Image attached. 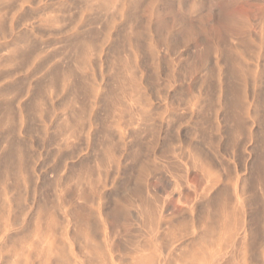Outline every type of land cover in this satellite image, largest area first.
Listing matches in <instances>:
<instances>
[{
	"label": "rangeland",
	"instance_id": "374dc122",
	"mask_svg": "<svg viewBox=\"0 0 264 264\" xmlns=\"http://www.w3.org/2000/svg\"><path fill=\"white\" fill-rule=\"evenodd\" d=\"M140 1L0 0V264H181L215 190L264 264V0Z\"/></svg>",
	"mask_w": 264,
	"mask_h": 264
},
{
	"label": "bare ground",
	"instance_id": "6f19581e",
	"mask_svg": "<svg viewBox=\"0 0 264 264\" xmlns=\"http://www.w3.org/2000/svg\"><path fill=\"white\" fill-rule=\"evenodd\" d=\"M104 1V0H103ZM145 0H143V1H140V3H142V2H144ZM148 1V0H147ZM151 1V0H150ZM159 1H161V0H159ZM204 2L205 1H207L208 2V0H203ZM211 1V0H210ZM106 2V1H105ZM137 2H138V0H137ZM137 2H135V3H137ZM149 2V1H148ZM198 2V1H197ZM197 2H196V4H197ZM104 3V2H103ZM144 3H146V1L144 2ZM139 4V3H138ZM138 4H136V6L138 5ZM204 4V3H203ZM206 4V3H205ZM104 5V4H103ZM105 5H106V3H105ZM126 5V4H125ZM133 5V3L130 5V6H132ZM149 5V4H148ZM154 5V4H153ZM198 5H199V3H198ZM207 5V4H206ZM108 6V5H107ZM109 6H111L110 4H109ZM134 6V5H133ZM201 6V5H200ZM151 7V6H150ZM198 7V6H197ZM117 8V7H116ZM133 7H131L130 9L131 10H134V8L132 9ZM135 8H137V7H135ZM152 8V7H151ZM118 10H120V8L118 9ZM128 10V9H127ZM151 10V9H150ZM127 12V11H126ZM155 12V11H154ZM127 14V13H126ZM129 14V13H128ZM124 15V14H123ZM201 26V25H200ZM203 26V25H202ZM201 26V28H203ZM202 31V30H201ZM203 31H204V29H203ZM198 33H200V32H198ZM197 33V34H198ZM201 34V33H200ZM204 34V33H203ZM202 36V35H201ZM205 38V37H204ZM201 39V38H200ZM203 40V39H202ZM199 42H201V40L199 41ZM246 42V41H245ZM245 42L243 43V45L245 44ZM86 43V42H85ZM84 43V44H85ZM205 43V42H204ZM209 43V42H208ZM240 43H242V42H240ZM199 44H201V43H199ZM89 45V44H88ZM202 45V44H201ZM205 44H203V46H204ZM263 45V44H262ZM85 46V45H84ZM94 46V45H93ZM92 46V47H93ZM240 46V45H239ZM82 47H83V45H82ZM91 47V46H90ZM89 47V48H90ZM92 47H91V49H92ZM201 47V46H200ZM208 47H209V45H208ZM217 47V46H216ZM84 48V47H83ZM85 48H86V46H85ZM88 48V49H89ZM87 49V48H86ZM207 49V48H206ZM84 50V49H83ZM218 50V49H217ZM80 51H82L81 49H80ZM83 52V51H82ZM206 52H208L209 54H211L210 53V51H206ZM85 54H87L86 52H85ZM204 54V53H203ZM84 55V54H83ZM205 55V54H204ZM209 56V55H208ZM203 58H204V56H203ZM205 59V58H204ZM206 60V59H205ZM83 64V63H82ZM66 79V78H65ZM236 93H237V91H236ZM243 94V93H242ZM256 94V93H255ZM250 95V94H249ZM239 96V95H238ZM242 97V96H241ZM234 98V97H233ZM257 98H260L259 96L257 97ZM236 100V99H235ZM264 101V100H263ZM234 102H236V101H234ZM240 102V101H239ZM232 103V102H231ZM256 103V102H255ZM258 103V102H257ZM260 103H264V102H260ZM259 103V104H260ZM234 104V103H233ZM238 103H236V105H237ZM243 104V103H242ZM233 106V105H232ZM234 107V106H233ZM233 107H232V109H233ZM238 107H240V106H238ZM237 108V107H236ZM236 108H234V109H236ZM233 109V110H234ZM237 109H239V108H237ZM241 110V109H240ZM239 110V111H240ZM239 111H237L236 110V112H239ZM242 111V110H241ZM246 111V110H245ZM235 112V113H236ZM243 112H244V110H243ZM240 113H242V112H240ZM245 114V113H244ZM252 114V113H251ZM242 115V114H241ZM198 153H200L201 154V152L199 151ZM18 154H20V153H18ZM195 154V153H194ZM17 156H19V155H17ZM194 156V155H193ZM202 156V155H201ZM195 157H196V155H195ZM194 157V158H195ZM198 157H199V155H198ZM203 157L204 156H202L201 157V159H203ZM193 158V157H192ZM206 158V157H205ZM20 159V158H19ZM204 160V159H203ZM208 161V160H207ZM206 161V162H207ZM211 162V161H210ZM18 163V162H17ZM22 163V162H21ZM207 164L209 165V163L207 162ZM210 164H212V163H210ZM18 165V164H17ZM16 165V166H17ZM197 165H199L198 164V162H197ZM201 166V165H200ZM211 168V167H210ZM6 169V168H5ZM15 169H17V168H15ZM213 169V168H212ZM202 170V169H201ZM6 171V170H5ZM7 172H8V170H7ZM205 172H206V170H205ZM262 178H264V177H262ZM261 180V179H260ZM260 180H259V184H260ZM258 184V185H259ZM262 185V184H261ZM260 186V185H259ZM245 187H246V185H245ZM242 188H243V186H242ZM241 188V189H242ZM222 189V188H221ZM206 190H208V189H206ZM224 190V189H223ZM226 190V189H225ZM243 190V189H242ZM241 190V191H242ZM262 190H264V189H262ZM221 192L222 191H219V192H216V190H215V194H212L213 196H212V198H214V199H212L211 201H206L205 203H204V209H203V207H202V209H203V212H208L209 210H211V207H212V205H211V202L213 201V200H215L216 201V203H214V206L216 207V208H214L215 210H212V211H209V214H207V216H206V218H205V220L207 221V223L209 222V227H208V229H207V226L205 227L206 228V230H205V228H204V230H202L201 231V229L199 228V225H201V224H199L198 226H197V228H199L200 230L199 231H201L202 233L201 234H199V236L197 237V236H195V237H197L193 242H190V245L188 246V249L186 250V251H184L183 253H182V256H181V253H179L180 254V261H182V263L181 264H231V260L229 259V253H228V248L234 243V241H235V239L237 238V239H240V240H237L240 244L239 245H241V248L240 249H242V255H245V253H246V251H248V250H252L251 248H252V246H253V240L256 238L254 235H256V234H253L252 233V231H254V230H251L250 229V227H249V223L247 224V219L245 218V216H243V218H242V220H240L236 215H238L237 213H235V214H230L229 212L228 213H225L223 210H224V206L222 207L221 206V201L219 200V198H220V195H221ZM226 192V191H225ZM4 194V193H3ZM222 194H224L225 195V193H222ZM226 194H228V193H226ZM244 194V193H243ZM226 196V195H225ZM239 196V195H238ZM244 196V195H243ZM205 197V196H204ZM242 197V196H241ZM264 197V196H263ZM209 198V197H208ZM205 199H207V197L205 198ZM210 199V198H209ZM236 199V198H235ZM201 200V199H200ZM230 200V199H229ZM201 201H203V200H201ZM224 201V200H223ZM264 201V200H263ZM121 202V201H120ZM204 202V201H203ZM249 202V201H248ZM119 205V204H118ZM223 205V204H222ZM236 205H238V204H236ZM246 205V204H245ZM219 207V208H218ZM236 207V206H235ZM117 207H115V209H116ZM223 208V209H222ZM40 210L41 209H43L42 207L41 208H39ZM39 209H37L38 211H39ZM201 209V208H200ZM218 209V210H217ZM226 209V208H225ZM229 209V208H228ZM204 210H206V211H204ZM237 210V209H236ZM236 210H235V212H236ZM239 210V209H238ZM241 210V209H240ZM43 211V210H42ZM44 211H45V209H44ZM112 211V210H111ZM121 211H123V210H121ZM41 212V211H40ZM39 212V213H40ZM113 212H114V210H113ZM117 212V211H116ZM124 212H125V210H124ZM202 212V211H201ZM211 212V213H210ZM231 212V211H230ZM238 212V211H237ZM242 212V211H241ZM38 213V212H37ZM42 213V212H41ZM72 213H74V212H72ZM71 213V214H72ZM122 213V212H121ZM126 213V212H125ZM124 213V214H125ZM233 213V212H232ZM245 213H247L246 211H245ZM44 214V213H43ZM106 214V213H105ZM116 214H118V213H116ZM115 214V215H116ZM123 214V215H124ZM240 214V213H239ZM251 214V213H250ZM49 215V214H48ZM75 215V214H74ZM73 215V216H74ZM205 215H206V213H205ZM204 215V216H205ZM246 215V214H245ZM6 216V215H5ZM38 216V215H37ZM47 216V215H46ZM46 216H44V218L46 217ZM67 216H68V213H67ZM79 216V215H78ZM119 216H120V214H119ZM118 216V217H119ZM122 216V215H121ZM120 216V217H121ZM126 216V215H125ZM201 216V215H200ZM202 216H203V214H202ZM48 217V216H47ZM82 217V216H81ZM117 217V216H116ZM122 217H124V216H122ZM122 217H121V219H122ZM240 217V216H239ZM67 218V217H66ZM77 218V217H76ZM195 218V217H194ZM202 218V217H201ZM200 218V219H201ZM234 218V219H233ZM240 220L241 222L240 223H238V222H235L234 220ZM41 219H43L42 217H41ZM48 219V218H47ZM73 219H75V218H73ZM72 219V220H73ZM82 219H84V217L82 218ZM82 219H81V221H82ZM108 219V218H107ZM110 219V218H109ZM115 219V218H114ZM113 219V220H114ZM121 219H118V220H121ZM126 219V218H125ZM124 219V220H125ZM191 219V218H190ZM12 219L10 218V221H11ZM50 220H52V219H50ZM72 220H69V221H72ZM177 217H176V222H177ZM186 220H188V219H186ZM194 220V219H193ZM202 220H203V218H202ZM53 221V220H52ZM55 221V220H54ZM77 221V220H76ZM75 220H74V222H76ZM81 221H78V222H81ZM117 220H115V222H116ZM179 221V220H178ZM195 221H197V218L195 219ZM194 221V222H195ZM77 222V223H78ZM124 221H122V223H123ZM168 222H171V219H170V221H168ZM167 222V223H168ZM188 222V221H187ZM256 221H254V223H255ZM12 223H13V221H12ZM37 223V222H36ZM51 223H53V222H51ZM120 223V222H119ZM180 223H182V222H180ZM196 223V222H195ZM198 223V222H197ZM203 223V222H202ZM253 223V222H252ZM7 224V223H6ZM54 224V223H53ZM52 224V225H53ZM67 224V223H66ZM69 224V223H68ZM79 224H81V223H79ZM78 224V225H79ZM88 224V223H87ZM169 224V223H168ZM173 224V223H172ZM171 224V225H172ZM178 224V223H177ZM177 224H175V225H177ZM182 224H185V223H182ZM191 224V223H190ZM82 225V224H81ZM85 225V224H84ZM170 225V224H169ZM174 225V224H173ZM174 225V226H175ZM179 225V224H178ZM177 225V226H178ZM203 225V224H202ZM48 226V225H47ZM56 226V225H55ZM55 226H52L53 227V231H54V227ZM114 226H116V225H114ZM185 226H186V224H185ZM188 226V225H187ZM251 226H253V224H251ZM9 227V226H8ZM43 227V226H42ZM51 227V228H52ZM71 227V226H70ZM81 227V226H80ZM86 227H88V226H86ZM180 228H182L181 226H179ZM183 227H184V225H183ZM201 227V226H200ZM50 228V227H49ZM56 228V227H55ZM89 228V227H88ZM178 229V231H175V229H174V231L175 232H179V234H180V231H181V229ZM188 228V227H187ZM193 228V227H192ZM71 229V228H70ZM74 229H76L75 227H74ZM114 229H115V227H114ZM114 229H112V230H114ZM177 229V228H176ZM255 229V228H254ZM257 229H258V227H257ZM257 229H255L256 230V232H257ZM43 230V229H42ZM42 230H41V232H42ZM82 230V229H81ZM84 230H86V229H84ZM83 230V231H84ZM88 231H89V229H87ZM180 230V231H179ZM259 230V229H258ZM44 231V230H43ZM71 231V230H70ZM74 231V230H73ZM77 231V230H76ZM83 231H81V232H83ZM91 231V230H90ZM260 231V230H259ZM258 231V232H259ZM55 232V231H54ZM113 232H115V231H113ZM112 231H111V233H110V235L111 234H114ZM190 232H191V230H190ZM39 233H40V231H39ZM42 233H44V232H42ZM41 233V234H42ZM79 233V232H78ZM255 233V232H254ZM80 234V233H79ZM85 234V233H84ZM177 234V233H176ZM181 234H182V232H181ZM197 234V235H198ZM39 235V234H38ZM43 235V234H42ZM73 235V234H72ZM109 235V236H110ZM171 235H172V231H171ZM178 235V234H177ZM46 236V235H45ZM71 236V235H70ZM92 236V235H91ZM109 236H108V238H109ZM258 236H260V235H258ZM14 237H17V236H14ZM19 237V236H18ZM40 237V236H39ZM55 237V236H54ZM72 238H73V236H71ZM169 237H171V236H169ZM261 237V236H260ZM259 237V238H260ZM20 238H21V236H20ZM42 238V237H41ZM46 238V237H45ZM72 238H71V240H72ZM74 238H76L75 237V235H74ZM73 238V239H74ZM86 238V237H85ZM110 238H111V236H110ZM174 238V237H173ZM179 238V237H178ZM25 239V238H24ZM63 239V238H62ZM70 239V238H69ZM77 239V238H76ZM82 239V238H81ZM89 239V238H88ZM92 239H94L93 237H92ZM106 239V238H105ZM175 239V238H174ZM10 240H11V238H10ZM109 240H111V239H109ZM131 240V239H130ZM167 240H169V239H167ZM176 240H178V239H176ZM208 240V241H207ZM8 241V240H7ZM12 241V240H11ZM42 241V240H41ZM58 241V240H57ZM56 241V242H57ZM79 241V240H78ZM88 241V240H87ZM86 241V243L89 245V243L90 242H87ZM90 241V240H89ZM6 242V241H5ZM68 242V241H67ZM73 242V241H72ZM93 242H95V240L93 241ZM128 243H129V241H127ZM138 242V241H137ZM136 242V243H137ZM158 242V241H157ZM168 242V241H167ZM263 242V241H262ZM261 242V243H262ZM127 243V244H128ZM169 243H170V241H169ZM169 243H167V244H169ZM260 243V244H261ZM13 244H15V242L13 243ZM26 244V243H25ZM48 244V243H47ZM91 244V243H90ZM133 244H135L134 242H133ZM149 244V243H148ZM158 244V243H157ZM164 244H166V242L164 243ZM19 246H20V248L22 249V245H24V244H18ZM17 245V246H18ZM35 245H39V246H42V244L40 245L39 244V242H38V244L36 243ZM63 245V244H62ZM94 245H96V244H94ZM3 246H5V244L3 245ZM3 246H0V252H2L1 250H2V248H3ZM10 246V245H9ZM12 246V245H11ZM17 246L16 247H14V249H16L17 248ZM45 246H47V245H45ZM60 246H61V244H60ZM63 246H65V245H63ZM74 246V245H73ZM90 246V245H89ZM110 246V245H109ZM145 246H146V244H145ZM148 246V245H147ZM169 247H170V245H168ZM184 246V245H183ZM42 247H44V246H42ZM58 247V246H57ZM56 246H55V248H57ZM134 247H135V245L133 246V249H134ZM151 246H149V248H150ZM159 247H160V245H159ZM161 247H162V245H161ZM165 247H167L166 245H165ZM168 247V248H169ZM237 247V246H236ZM257 247V246H256ZM256 247H254V248H256ZM260 247V246H259ZM6 248V247H5ZM8 248V247H7ZM55 248H53L52 246H47V248H45L44 250H39V253H38V255H42V256H40L41 257V259L37 262L38 264H51V261H52V263L53 264H66V255H68L67 253H66V255H65V253H63L64 252V250L65 249H63V247H61L62 248V251H61V253H59L60 252V247L57 249V250H59V252L55 249ZM71 248V247H70ZM86 248H87V245H86ZM101 248V247H100ZM107 248H108V246H107ZM111 248H112V246H111ZM129 248V247H128ZM127 248V249H128ZM142 248L144 249L145 247H144V244L142 245ZM153 248V247H152ZM162 248H164V247H162ZM178 248V247H177ZM187 248V247H186ZM185 248V249H186ZM234 248V247H233ZM263 248H264V246H263ZM20 249V250H21ZM25 249H27V248H25ZM42 249V248H41ZM88 249V248H87ZM96 249V248H95ZM142 249V250H143ZM179 249V248H178ZM184 249V250H185ZM236 249H238V248H236ZM236 249H235V251H236ZM258 249V248H257ZM3 250H4V248H3ZM23 250H24V247H23ZM29 250V249H28ZM112 250V249H111ZM126 250V249H125ZM153 250H154V248H153ZM163 250H166L165 248L163 249ZM182 250V249H181ZM264 250V249H263ZM22 251V250H21ZM91 252H92V247H91V250H90ZM93 251H95L94 249H93ZM127 251V250H126ZM162 251V250H161ZM175 251V250H174ZM234 251V252H235ZM257 251V250H256ZM10 252H12V251H10ZM32 252V251H31ZM38 252V251H37ZM113 252V251H112ZM145 252V251H144ZM163 252V251H162ZM165 252V251H164ZM17 253H18V248H17ZM19 253H21V252H19ZM25 253V252H24ZM35 254V252H32V254ZM131 253V252H130ZM137 253V252H136ZM171 253V252H170ZM175 253V252H174ZM248 253H249V251H248ZM254 253V251L252 252V254ZM89 254H92V253H90L89 252ZM143 254V253H142ZM239 254H240V252H239ZM251 254V255H252ZM255 254V253H254ZM10 255H12V254H9V260L11 259L10 258ZM24 255V254H23ZM36 255V254H35ZM104 255V254H103ZM110 255V254H109ZM171 255H174V254H171ZM171 255H170V257H171ZM178 255V253L176 254V256ZM12 256H15V254L14 255H12ZM11 256V257H12ZM18 256H19V254H18ZM18 256H17V258H18ZM33 256V255H32ZM95 256V255H94ZM144 256V255H143ZM147 256V255H146ZM232 256V255H231ZM240 256V255H239ZM8 257V256H7ZM16 257V256H15ZM14 257V258H15ZM20 257V256H19ZM34 257V256H33ZM96 257H97V255H96ZM153 257V256H152ZM179 257V256H178ZM234 257H235V255H234ZM92 258V257H91ZM104 258H105V256H104ZM135 258V259H134ZM246 258V257H245ZM3 259V258H2ZM32 259V258H31ZM71 259V258H70ZM96 258H94V260H95ZM114 259V258H113ZM130 259V258H129ZM132 259H134L133 261L134 262H132ZM132 259H130L131 260V264L133 263V264H146V263H148L147 262V260L150 262V263H153V264H156L157 262H156V260L155 259H152V258H149L148 257V259H147V257L146 258H136V257H133ZM143 259L146 261H143ZM147 259V260H146ZM175 259V258H174ZM8 260V261H9ZM19 260V259H18ZM68 260H69V258H68ZM91 260V259H90ZM89 260V261H90ZM97 260V259H96ZM171 259L169 258V260L168 261H170ZM242 260V259H241ZM249 260V259H248ZM5 261V260H4ZM14 261H15V259H14ZM85 261V260H84ZM84 261H83V264H84ZM87 261V260H86ZM93 261V260H92ZM98 261V260H97ZM116 262H117V260H115ZM127 261H129V260H127ZM167 261V260H166ZM172 261V260H171ZM10 262H11V264H30V262L28 263V260H21V261H19L18 263H16L17 262V260H16V262L14 263L13 262V259H12V261L10 260ZM69 263L71 262V261H68ZM81 262V261H80ZM161 262V261H160ZM159 262V263H160ZM234 262V261H233ZM4 264H6L5 262H3ZM2 263V264H3ZM36 263V264H37ZM87 263V262H86ZM107 264H108V262H106ZM124 263H125V261H124ZM127 264H128V262H126ZM125 263V264H126ZM158 263V264H159ZM169 263V262H168ZM174 264L173 263V261L172 262H170V264ZM251 263V262H250ZM82 264V263H81ZM88 264V263H87ZM89 264H91V263H89ZM93 264V263H92ZM166 264V263H165ZM178 264V263H177ZM235 264V263H234ZM244 264H246V263H244ZM253 264V263H252Z\"/></svg>",
	"mask_w": 264,
	"mask_h": 264
}]
</instances>
